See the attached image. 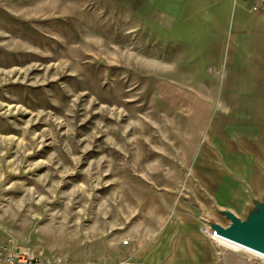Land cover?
Instances as JSON below:
<instances>
[{
  "label": "rangeland",
  "instance_id": "obj_1",
  "mask_svg": "<svg viewBox=\"0 0 264 264\" xmlns=\"http://www.w3.org/2000/svg\"><path fill=\"white\" fill-rule=\"evenodd\" d=\"M136 12L131 0H0V244L110 262L131 230L189 199L181 176L203 116L194 60L175 44L192 43ZM222 211L212 220L230 224Z\"/></svg>",
  "mask_w": 264,
  "mask_h": 264
},
{
  "label": "crops",
  "instance_id": "obj_2",
  "mask_svg": "<svg viewBox=\"0 0 264 264\" xmlns=\"http://www.w3.org/2000/svg\"><path fill=\"white\" fill-rule=\"evenodd\" d=\"M131 3L144 26L192 43L190 54L187 45L175 49L177 56L194 60L191 82L199 96L193 106L203 116L204 132L183 166L189 199L181 197L185 200L156 223L131 230L129 242L115 244L108 261L250 264L234 249L219 254L200 225L202 216L213 218L215 206L241 217L251 214L255 202L264 203V14L251 11L244 0Z\"/></svg>",
  "mask_w": 264,
  "mask_h": 264
},
{
  "label": "built area",
  "instance_id": "obj_3",
  "mask_svg": "<svg viewBox=\"0 0 264 264\" xmlns=\"http://www.w3.org/2000/svg\"><path fill=\"white\" fill-rule=\"evenodd\" d=\"M249 4V9L253 12L264 14V0H244ZM201 230L205 233L219 249V252L225 253L229 249H239L237 244L223 238L211 226H202ZM236 248V249H235ZM255 254V253H254ZM263 257L264 255L256 253ZM0 264H60L53 261H47L40 258L39 255L33 254L23 247L12 246L8 243L0 244ZM93 264H148L143 262H132L131 260H119L114 262H99Z\"/></svg>",
  "mask_w": 264,
  "mask_h": 264
},
{
  "label": "water",
  "instance_id": "obj_4",
  "mask_svg": "<svg viewBox=\"0 0 264 264\" xmlns=\"http://www.w3.org/2000/svg\"><path fill=\"white\" fill-rule=\"evenodd\" d=\"M255 204L256 207L249 219H241L233 211L223 210L222 212L230 219V224L223 225L212 219L209 222L219 235L264 254V203L255 202Z\"/></svg>",
  "mask_w": 264,
  "mask_h": 264
},
{
  "label": "bare ground",
  "instance_id": "obj_5",
  "mask_svg": "<svg viewBox=\"0 0 264 264\" xmlns=\"http://www.w3.org/2000/svg\"><path fill=\"white\" fill-rule=\"evenodd\" d=\"M223 238H225V239H227V240H229V241H231V242H233V243H235V244H237V245H239L238 246V248L239 249H243V250H246V247L245 246H243V245H240V244H238V243H236L235 241H233V240H231V239H229V238H227V237H225V236H223V235H221ZM250 248V247H249ZM251 249V248H250ZM252 249H254V248H252ZM250 253H259V251L257 250V252L255 251H252V252H250ZM260 254V253H259ZM263 255V254H262Z\"/></svg>",
  "mask_w": 264,
  "mask_h": 264
}]
</instances>
